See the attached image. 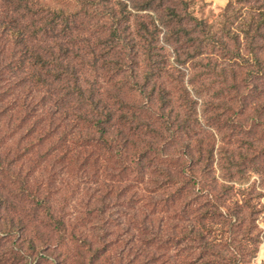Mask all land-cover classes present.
Returning a JSON list of instances; mask_svg holds the SVG:
<instances>
[{
  "label": "trees",
  "instance_id": "trees-1",
  "mask_svg": "<svg viewBox=\"0 0 264 264\" xmlns=\"http://www.w3.org/2000/svg\"><path fill=\"white\" fill-rule=\"evenodd\" d=\"M77 1L78 9L68 12L40 0H0L7 50L0 76L11 75L22 94V120L30 124L32 140L20 155L29 158L39 148L44 163L53 155L85 171L106 164V175L120 179L109 185L114 197L76 218L50 184L41 179L33 188L26 180L22 200L35 217L45 216L55 240L32 236L33 225L23 218L17 223L2 216L0 264L39 258L54 264H255L263 239L246 185L245 95L227 81L216 90L202 84L214 68L197 61L207 48L229 53L227 42L217 43L213 26L193 14L189 0ZM224 15L228 25L238 23L223 29L237 44V58L242 49L250 55L263 50L264 0H231ZM162 27L187 51L182 64L192 62L189 82H200V104L183 78L175 79L155 57ZM18 162L0 142V175H12L15 184ZM115 205L132 211V229L112 232L117 221L108 211ZM4 206L16 207L0 194V211ZM5 222L10 231L3 230Z\"/></svg>",
  "mask_w": 264,
  "mask_h": 264
},
{
  "label": "rangeland",
  "instance_id": "rangeland-1",
  "mask_svg": "<svg viewBox=\"0 0 264 264\" xmlns=\"http://www.w3.org/2000/svg\"><path fill=\"white\" fill-rule=\"evenodd\" d=\"M40 1L57 10L75 12L78 9L77 0ZM230 2L231 0H189L193 14L198 19L213 26L215 40L217 43L218 39L227 42L229 51V53H226L221 47L204 50L197 61H204V65L210 63L211 68H214L215 74L207 81L202 82V84H209L215 90L224 85L235 84L243 90L245 95L246 112L244 113V121L246 125V140H248L249 145V167L246 185L253 192L254 204H256L258 209L255 222L263 239L255 264H264V44L260 53L250 55L248 51L242 49L240 51L241 58H237V44H233L231 40L228 42L229 38L225 35L227 32H223L224 25L227 24L226 19H228L224 15V11ZM1 11V21H6L7 11L5 8H2ZM231 24L226 25L227 29L232 28L234 30L238 26V23L232 19ZM167 29L161 28L159 49L156 50L155 57L169 69L168 71L175 79L182 80L183 78L191 92L190 95L197 99L200 104L203 98L196 96L200 82H194L195 86L189 82L190 77L195 75L192 69V62L182 64L187 59V51L184 46L175 42L177 40L175 37L167 36ZM176 53L180 57L182 56L178 58L181 61L180 63H177ZM6 55L7 50L0 39V71L3 69ZM231 56H235L238 60L229 62ZM232 64L236 66L231 67ZM233 71L235 72L232 73ZM3 76H0V142H5L10 152L11 160L14 158L19 159L15 174L18 177L20 176V179L18 178V182L15 184L17 179L13 178L12 175L10 177L0 175V194H5L16 205V207H11L9 210L4 206L0 211V217L4 216L7 220L9 218L10 222L15 219L17 223L19 218H23L27 223L33 225L31 227L32 236L44 233L45 238L55 240L53 232L44 226L45 216L41 213V217H35L33 211L30 210V204L22 200L20 189L25 185L26 180L33 188L37 186L41 179L50 184V190L57 194V198H64L69 203V210L76 218L80 214H89L92 209L95 210L96 206L101 208L103 206L102 199L107 196L114 197L109 195V185L114 181H119L120 178L107 176L106 167L108 166L106 164H104L106 167L103 166L101 168L100 165L92 166L85 171L76 167V165L71 166L69 163H63L53 155L47 157V161L44 163V153L39 148H34L29 155L31 159L25 157L22 153L20 155L19 150L28 146L29 141L32 140L30 133L26 129V126L30 124L27 125L22 120L23 114L19 112L22 106L21 91L14 87L10 74L3 73ZM225 81L227 82L223 85ZM133 83L132 81L131 84ZM198 117L201 120L203 118L200 105L198 106ZM40 159L43 160L41 164H39ZM4 184L8 188L4 187ZM130 212L132 211L128 208H124L123 211L118 209V205L109 209L108 215L112 214L111 216L117 221V224L113 226L112 232H117V230L119 232V227L120 229L128 227L132 229L133 223L130 222ZM11 229L12 227L8 226L6 222L3 224V230L10 231ZM126 235L129 234L126 232ZM10 242L17 244L16 247L19 246L27 250V244H19L18 239L11 238ZM35 264H54V262L53 260L39 258Z\"/></svg>",
  "mask_w": 264,
  "mask_h": 264
}]
</instances>
